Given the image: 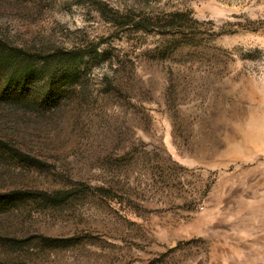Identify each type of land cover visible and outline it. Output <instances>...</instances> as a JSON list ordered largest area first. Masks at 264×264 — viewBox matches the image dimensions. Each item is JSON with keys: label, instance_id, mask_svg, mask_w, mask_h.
<instances>
[{"label": "rangeland", "instance_id": "obj_1", "mask_svg": "<svg viewBox=\"0 0 264 264\" xmlns=\"http://www.w3.org/2000/svg\"><path fill=\"white\" fill-rule=\"evenodd\" d=\"M0 264H264V0H0Z\"/></svg>", "mask_w": 264, "mask_h": 264}, {"label": "trees", "instance_id": "obj_2", "mask_svg": "<svg viewBox=\"0 0 264 264\" xmlns=\"http://www.w3.org/2000/svg\"><path fill=\"white\" fill-rule=\"evenodd\" d=\"M118 17V14H116ZM123 19H121L122 23L120 25L121 28H126L127 33L133 32H141L145 33L150 30V28H161L164 31H175L176 33L183 34L184 31H182L184 20L181 18L184 17L180 13H174L166 18L167 21H165V24L160 26V23L162 21H159L157 19L151 18L149 15H143L142 17H135L129 19L126 15L122 16ZM116 23H113L112 27H117ZM126 33V32H124ZM99 44H96L92 47L91 53L98 59H104L105 52L98 53L97 48ZM86 52V48H77L75 51L71 52H64L62 53V58L64 62L70 63L75 62L76 60L83 58L84 54Z\"/></svg>", "mask_w": 264, "mask_h": 264}]
</instances>
